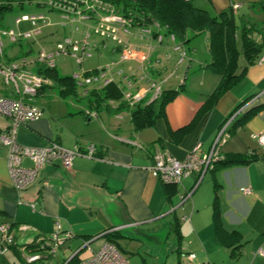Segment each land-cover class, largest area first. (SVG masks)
<instances>
[{
  "label": "crops",
  "instance_id": "crops-1",
  "mask_svg": "<svg viewBox=\"0 0 264 264\" xmlns=\"http://www.w3.org/2000/svg\"><path fill=\"white\" fill-rule=\"evenodd\" d=\"M192 2L212 15L231 7L238 21L264 24V0ZM255 35L259 40L260 34ZM207 62L200 63L189 82L183 83L184 90L187 85L195 89L194 95L178 93L152 127L136 130L130 119L126 128H120L117 116L112 121L93 118L66 103L38 105L42 116L17 129V142L41 147L54 141L77 148L81 155L74 157L69 169L59 161L45 164L26 189L17 191L8 174L7 150L0 147V224L15 223L14 239L21 238L18 244H24L49 238L58 221L71 234L65 242L72 255L83 242L88 246L100 238L106 242L105 235L114 228L120 234L131 227L143 230L171 216L169 230L176 242L177 264H264V148L253 137L264 132V51L213 105L200 110L219 81L217 74L202 68ZM245 63L243 58L240 66ZM205 80L208 90L201 94ZM150 100L146 96L142 103ZM256 108L220 147L224 157H251L250 161L216 167L198 184L197 172L176 186L164 185L151 174L156 154L167 152L181 159L196 143L200 152H206L222 123L228 120L230 128ZM192 121L190 129L175 136ZM7 125L8 120L0 117V131ZM88 145L94 146L93 157L86 155ZM22 165L31 167L32 163L23 158ZM241 187H249L250 192L243 194ZM188 190H192L190 197L182 201ZM17 248L26 261V249ZM96 251L91 250L89 256ZM188 253H194L193 260L186 257Z\"/></svg>",
  "mask_w": 264,
  "mask_h": 264
},
{
  "label": "rangeland",
  "instance_id": "rangeland-1",
  "mask_svg": "<svg viewBox=\"0 0 264 264\" xmlns=\"http://www.w3.org/2000/svg\"><path fill=\"white\" fill-rule=\"evenodd\" d=\"M31 13H41L43 15V20L36 24L29 21L22 23L16 21V18L20 17L22 14ZM90 24L93 23L88 19H80L77 16H64L60 12L49 10L45 6L40 7L35 4L26 5L23 8L14 6L4 14L0 22V47L3 52V58L9 60L13 64L25 63V67L28 71L35 72L37 57L39 58L41 54H51L57 73L62 77L70 76L75 84L76 80L72 78L73 73H82L85 71L87 73L91 71L90 73H92V70L96 69L100 73L104 71L106 73V78H111L121 89L128 88L124 80L125 76L128 79H132L133 85L135 81L139 82L140 77L143 75L142 68L152 66L161 71L159 78H157L158 80L164 81L163 84H161L162 89L180 90L186 97L194 95L195 89H193L191 85H187L184 90L183 83L187 84V82H189L187 79L189 80L191 75L194 74L193 71H196L200 67V63L205 62V60L209 61L210 57L206 39L203 34L197 35L188 42L182 44V48L186 51V57L182 62H179L180 51L174 50L172 48V42L168 39H165L163 45L160 46L155 44L152 40L142 37L141 33L131 31L128 34L118 29L117 37L122 41H129V44L133 46V48H131V58L124 59L122 56L126 51L121 47H117L116 40L107 39V41H105V38L88 28ZM11 30L16 36V41L14 42L10 39L9 32ZM26 32H28L29 35L21 37ZM87 33L88 37L86 39ZM256 36L257 35L254 36L255 39H257ZM84 39L87 41V44L83 41ZM68 41L70 43L69 47H67ZM76 45L78 49L74 52L73 47ZM140 45L141 48L135 50L134 47ZM148 45L153 46L152 51L146 49ZM73 53L78 55L83 54L81 63L76 61L77 57L74 56ZM141 55H145L149 60L141 64L139 60L135 59ZM239 58L240 65L243 60L242 55H240ZM3 81L4 78L0 72L1 95L3 93L7 94V92L11 90V85L5 86ZM138 84L139 83L136 84L137 88L144 87L148 89L150 87V83L147 82L146 79L140 80V84ZM77 88L80 89L81 93L79 96L83 97L82 99L68 96L66 99L64 98V101V99L58 95L57 89L52 87L46 89L44 96H37L36 102L38 105H43L45 107L50 103L54 105L57 103L61 105L68 104L75 110L95 112L96 115L93 116V118L100 116L101 119L110 118L112 121V119L117 116V121L121 124L120 128H126L125 125L130 123V112L133 107L126 104V102L122 100V97L119 100L107 99L102 106L96 109L89 106L87 99L91 91H101L102 87L99 88L97 85H86ZM207 90L208 80H205V86L202 89L200 88V93L205 94ZM152 92L151 90L147 93V97H151ZM61 101H64V104ZM111 109H113L114 112H112ZM207 176L208 174L206 173L205 177ZM182 212L181 208L177 211V214L180 215ZM171 219V216H168L165 217L164 220L155 222V224L147 228H143V230L138 228L139 232L134 234L136 240L117 239L119 250L127 258L129 264H177L175 254L176 242L173 233L169 230ZM143 233L151 234V236H146ZM122 234L133 235L132 231H123ZM20 240L21 238L16 242ZM46 240L47 239H41L39 243ZM103 242L102 238L95 240L90 246L84 248L70 264H79L81 260L89 256L91 250H98ZM40 247L42 246L40 245ZM43 252H46V249ZM70 252L71 250L68 248V242H63L54 255L48 259L38 258L39 260H31V258L44 253H29L26 251V259L24 258L26 261H24L17 254L8 252L5 257H0V264H60L64 261V258L67 259L71 256Z\"/></svg>",
  "mask_w": 264,
  "mask_h": 264
},
{
  "label": "trees",
  "instance_id": "trees-1",
  "mask_svg": "<svg viewBox=\"0 0 264 264\" xmlns=\"http://www.w3.org/2000/svg\"><path fill=\"white\" fill-rule=\"evenodd\" d=\"M32 4L40 7L45 6L49 10L58 11L66 16H76L78 12H81L83 15L86 14L88 20L91 22L94 14H114L126 20L130 32L134 31L140 33L141 30H147L148 34L144 33L142 37L152 40L155 44H157V36L161 35L162 41L160 44H157L160 46L163 45L165 39L171 41V36H173L174 43L182 45L197 35L205 34L210 59L207 63L202 65V68L217 74L219 76V81L212 92L207 96L200 110H204L205 107L209 108L213 105L224 92L228 91L242 78L246 66L254 63L260 53L264 51V24L250 22L245 19L238 21L231 7L212 15L208 10L196 7L192 0H0V22L4 14L14 6L23 8L26 5ZM255 34H260L259 40L254 38ZM240 55H242L246 62L242 66L238 63ZM95 70H92V73H95ZM142 71L143 75L147 73V78L145 77L144 79H150L149 81H157L161 73L160 69H156L152 66L143 67ZM35 72L50 79L49 84L39 89L37 96L43 94V91L47 88L55 87L58 91V95L62 98H67L68 96L77 99L83 98L79 96L81 93L80 89L77 88L78 86H76L71 77L60 76L55 70V67L48 68L41 63H37ZM88 73L86 72L85 74ZM136 84L137 82L135 81L134 90L138 89ZM121 90L122 89L114 82H110L103 86L101 91H91L87 103L89 106L98 109L107 99H121ZM178 93H180V90H165L161 87L160 94L151 99L148 103L137 102L133 105L130 119L134 129L139 130L154 126L155 121L163 116L166 104L173 100ZM258 109L259 108H256L243 114L230 128H228V132H233L234 128L250 119ZM192 124L193 121L178 129V131L174 133L175 136L178 137L181 133L190 129ZM250 158L251 157L247 158L244 156H223L221 160L215 162L214 167L209 171H213L216 167L242 164L250 161ZM164 185L176 186L175 184ZM2 224L8 225L13 241L8 245L7 251L0 254V257H5L8 252H13L20 257L18 246L24 247L29 253H44L43 251L47 249V246L41 245L42 242L37 243L34 240L25 242L24 244H18V242L16 244L14 239V226L16 224L1 223L0 225ZM176 233L179 234L175 231L174 234ZM121 236L122 235L118 231H114L107 233L105 239L108 242L114 243L119 248L117 239L121 238ZM177 238L179 237L176 235V239ZM40 245L42 247H40ZM235 248H233V250ZM78 254L74 255L66 264L72 263ZM40 256L43 257V254L39 255L38 258H40Z\"/></svg>",
  "mask_w": 264,
  "mask_h": 264
},
{
  "label": "built area",
  "instance_id": "built-area-1",
  "mask_svg": "<svg viewBox=\"0 0 264 264\" xmlns=\"http://www.w3.org/2000/svg\"><path fill=\"white\" fill-rule=\"evenodd\" d=\"M237 7L238 5H235V8ZM76 16L80 19H88L87 15H83L81 12H78ZM93 16V24H90L91 27L88 26V28L105 38V41H107V39L116 40L117 46H121V48L126 51L122 58L130 59L132 54L131 48H133V46L129 44V41H122L117 37L118 29H121L125 33H130L129 25L126 23V20L114 14H94ZM41 20H43V15L41 13L22 14L20 17L16 18L18 23L29 21L36 24ZM140 33L142 35H144V33L148 34V31L141 30ZM9 35L12 42L16 41V36L13 34L12 30L9 32ZM28 35L29 33L26 32L21 37H26ZM87 37L88 33L86 39ZM170 38L171 42H173V36ZM83 41L87 44L85 39ZM156 41L157 44H160L162 36L158 35ZM69 44L68 41L67 47H69ZM172 45L174 50L180 51L179 62H182L186 57V51L180 44L173 42ZM134 48L135 50H139L141 45L135 46ZM73 49L74 52H76L78 46H74ZM146 49L152 51L153 47L148 45ZM73 55L77 57L76 61L81 63L83 54L78 55L73 53ZM3 57V52L0 47V72L3 75L5 86L11 85V90L8 91L6 95H0V117L8 120L7 127L0 131V147H5L7 150L6 164L11 185L15 190L20 191L25 189L35 179L39 169L45 164L59 161L66 169H69L72 166L74 157L81 155V152L78 151L77 148H65L54 141L41 147L26 146L17 142V129L30 121L38 120L42 116V110L36 102V97L39 89L49 84L50 80L43 77L41 74L28 71L25 67V63L13 64ZM135 59L139 60L141 64L149 60L145 55H141ZM36 63H41L48 68L55 67L51 54H41L39 58L37 57ZM145 77L147 78V73L142 75L140 80ZM72 78L76 80V86L80 88L86 85H97V87L101 88L113 82L111 78H106V73L104 71L100 73L97 70L95 73L90 74L75 72L72 74ZM124 80L128 88L121 90L122 100L130 106L135 105L137 102H142L147 96V93L151 90L153 91L150 97L151 99L157 97L161 92L162 83L155 80H146L150 83L148 89L139 87L137 90L133 89L134 84L132 85L131 79L125 76ZM86 113L90 116L96 115L95 112L87 111ZM229 135L228 120H226L218 129L208 151L200 152V145L196 143L181 159H177L167 152H161L154 156L153 164L149 167V170L151 174L163 184L175 185L180 184L182 179L189 176L192 172H197L198 178L195 182L197 184L201 180L204 172L212 169L215 162L223 158L220 147L226 142ZM253 137L258 144L264 148V132L256 133ZM86 148V155L88 157H93L94 146L88 145ZM23 158L29 159L32 166H23ZM240 191L243 194H247L250 192V188L241 187ZM191 192L192 190L185 192L184 195L180 197L181 200L183 201L189 198ZM54 225V230L50 233L49 238L41 244L42 246H47L46 252L43 254L44 259L53 256L62 243L71 237L69 232L62 230L61 224L58 221H56ZM114 231H117V229L114 228L110 230V232ZM12 241L13 237L9 232L8 225H0V254L7 251L8 245L11 244ZM186 257L189 260H193L195 255L194 253H188ZM35 259L36 257L31 258V260ZM66 262L67 260H64L60 264H66ZM79 264H129V262L114 243L106 241L96 252H93L88 258L81 260Z\"/></svg>",
  "mask_w": 264,
  "mask_h": 264
},
{
  "label": "water",
  "instance_id": "water-1",
  "mask_svg": "<svg viewBox=\"0 0 264 264\" xmlns=\"http://www.w3.org/2000/svg\"><path fill=\"white\" fill-rule=\"evenodd\" d=\"M208 171H209V170H208ZM206 172H207V171H205L204 174H205ZM204 174H203V176H204ZM203 176H202V177H203ZM201 179H202V178H201ZM128 231H132L133 235H132V234H129V235H123V234H121V235H122L121 238H123V239H130V240H136V238H135L136 236H134V234H135L136 232H139V229L136 228V227H131ZM143 234H145L146 236H151V234H150V235L147 234V233H143ZM87 245H88V242H86V244H85V242H83L82 246H81L79 249H77L74 253H72V255H71L70 257H68L66 260L68 261V260H70L74 255L80 253L84 248L87 247ZM36 259H38V257H36Z\"/></svg>",
  "mask_w": 264,
  "mask_h": 264
}]
</instances>
